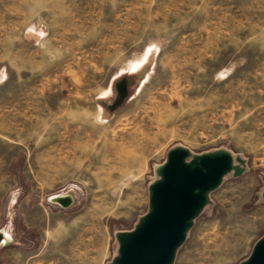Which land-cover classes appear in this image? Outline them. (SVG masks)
Listing matches in <instances>:
<instances>
[{"label": "rangeland", "instance_id": "obj_1", "mask_svg": "<svg viewBox=\"0 0 264 264\" xmlns=\"http://www.w3.org/2000/svg\"><path fill=\"white\" fill-rule=\"evenodd\" d=\"M28 3L51 65L73 78L54 91L33 88L37 65L11 75L24 76L15 97L30 99H14L11 187L0 173V232L15 239L0 246V264H110L116 234L149 212L150 187L178 146L192 157L226 150L246 165L210 194L175 264L247 260L264 237V0H0V49L12 7ZM123 77L128 97L111 106ZM66 114L73 154L60 156ZM54 165L73 168L45 169ZM64 194L75 200L68 209L53 201Z\"/></svg>", "mask_w": 264, "mask_h": 264}, {"label": "water", "instance_id": "obj_2", "mask_svg": "<svg viewBox=\"0 0 264 264\" xmlns=\"http://www.w3.org/2000/svg\"><path fill=\"white\" fill-rule=\"evenodd\" d=\"M128 94L126 87L121 94L122 103ZM190 157L191 152L181 146L168 152L165 163L158 169L160 179L150 187L149 212L132 231L116 234L118 255L110 264H175L188 232L209 204L210 194L229 173L241 176L245 171L246 160L235 158L226 150L189 160ZM241 264H264V237Z\"/></svg>", "mask_w": 264, "mask_h": 264}, {"label": "crops", "instance_id": "obj_3", "mask_svg": "<svg viewBox=\"0 0 264 264\" xmlns=\"http://www.w3.org/2000/svg\"><path fill=\"white\" fill-rule=\"evenodd\" d=\"M145 8H147L145 6ZM39 7H31V3L27 4V7H22L21 11L17 8L12 7L11 24L10 19H7L6 33H5V47L0 49V56L5 57L6 66L5 69L0 71V173L2 175V185L11 187L13 183H9V178L12 177L11 169H15L14 162L10 157L11 149L9 147V140L14 136V115H13V104L14 99L29 100V93L18 94L15 97V87L24 83V76L18 77L16 84L11 79L12 74L25 73V66L37 65L34 72L39 74L36 77V86L33 87L37 90H58L65 88L68 79L67 76L70 74L72 80L73 71H68L62 65L53 67L50 59L52 51L47 46L46 34L40 31H32L30 29V22L39 14ZM8 18V17H7ZM71 22V21H70ZM58 36V35H57ZM58 40L63 42H73L72 36L59 34ZM19 44L18 47H15ZM35 46V49H31ZM58 52V50H55ZM39 59V60H38ZM41 60H44L43 62ZM70 80V83L72 81ZM28 92V91H27ZM119 103V102H118ZM117 103V104H118ZM119 106V105H118ZM61 122L63 124L59 127V143L55 146V151H59V155H66L69 153L73 154V115H61ZM23 122V121H22ZM29 130V124L24 125L22 123V136L24 132ZM24 164V163H23ZM22 170L27 169L21 165ZM73 168V165L67 166H45V169H67ZM13 202V200H12ZM1 204V203H0ZM2 206V204H1ZM9 233V232H8ZM11 235V234H10ZM12 236V235H11ZM14 239V237H13ZM15 242V239H14Z\"/></svg>", "mask_w": 264, "mask_h": 264}, {"label": "bare ground", "instance_id": "obj_4", "mask_svg": "<svg viewBox=\"0 0 264 264\" xmlns=\"http://www.w3.org/2000/svg\"><path fill=\"white\" fill-rule=\"evenodd\" d=\"M126 87L122 86L120 88L121 94H123L125 92ZM121 103H122V98H121V100L119 101L118 104L120 105ZM106 161H107V159L104 158V157L101 158V160H99V162L101 164H106ZM97 164H99V163H97ZM53 201L55 203H57V202L60 203L64 208L72 205L73 202L75 203V200H74L73 196L72 195H67V194L66 195L64 194V195L55 196V197H53ZM13 242H14L13 236H11L6 230H3V231L0 232V246H3V243H4V246H6V245L8 246L9 244H11Z\"/></svg>", "mask_w": 264, "mask_h": 264}, {"label": "flooded vegetation", "instance_id": "obj_5", "mask_svg": "<svg viewBox=\"0 0 264 264\" xmlns=\"http://www.w3.org/2000/svg\"><path fill=\"white\" fill-rule=\"evenodd\" d=\"M124 83V84H123ZM122 86H127L129 88V80L126 77H123L115 86L116 96L111 106H115L121 100V91ZM125 102V101H124ZM123 104V103H122ZM119 105V104H118Z\"/></svg>", "mask_w": 264, "mask_h": 264}]
</instances>
